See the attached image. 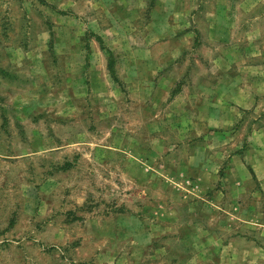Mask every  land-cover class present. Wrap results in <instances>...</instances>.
Listing matches in <instances>:
<instances>
[{
  "label": "rangeland",
  "instance_id": "obj_1",
  "mask_svg": "<svg viewBox=\"0 0 264 264\" xmlns=\"http://www.w3.org/2000/svg\"><path fill=\"white\" fill-rule=\"evenodd\" d=\"M263 250L264 0H0V264Z\"/></svg>",
  "mask_w": 264,
  "mask_h": 264
},
{
  "label": "crops",
  "instance_id": "obj_2",
  "mask_svg": "<svg viewBox=\"0 0 264 264\" xmlns=\"http://www.w3.org/2000/svg\"><path fill=\"white\" fill-rule=\"evenodd\" d=\"M251 173H252V174H251ZM251 173H250L251 175H253V173H254V175L256 176V178H257L258 181H260V180L262 181V178L259 179V177H258V175L256 174V171H255V170L253 171V169H252ZM255 176H254V177H255ZM261 181H260V182H261ZM260 188H263V185H262V184H260ZM263 252H264V250H263Z\"/></svg>",
  "mask_w": 264,
  "mask_h": 264
},
{
  "label": "trees",
  "instance_id": "obj_3",
  "mask_svg": "<svg viewBox=\"0 0 264 264\" xmlns=\"http://www.w3.org/2000/svg\"><path fill=\"white\" fill-rule=\"evenodd\" d=\"M112 64V60L111 61H109V65H111ZM110 68V67H109ZM110 71H111V69H110Z\"/></svg>",
  "mask_w": 264,
  "mask_h": 264
}]
</instances>
